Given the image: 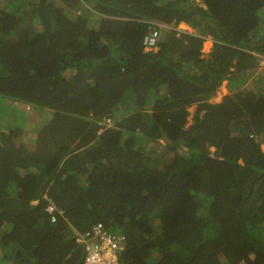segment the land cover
<instances>
[{"label": "trees", "instance_id": "1", "mask_svg": "<svg viewBox=\"0 0 264 264\" xmlns=\"http://www.w3.org/2000/svg\"><path fill=\"white\" fill-rule=\"evenodd\" d=\"M260 57L264 0H0V97L50 110L0 130V264H84L97 223L121 264H264Z\"/></svg>", "mask_w": 264, "mask_h": 264}, {"label": "built area", "instance_id": "2", "mask_svg": "<svg viewBox=\"0 0 264 264\" xmlns=\"http://www.w3.org/2000/svg\"><path fill=\"white\" fill-rule=\"evenodd\" d=\"M150 32L144 37V44L146 49H153L156 47L159 35L163 29L175 28L181 31H188V29L179 28L184 24H179L176 27L167 25L161 22L150 21ZM264 67V57L259 58V68ZM107 125L111 124V120H105ZM50 215L51 221H55L57 214H63L64 211L57 208L52 202L48 201L45 207ZM77 241L83 244L84 249V264H121L119 256L125 249V236L121 233L111 232L104 227L102 223H97L92 228L86 231L83 235L77 238ZM4 264H13L6 262Z\"/></svg>", "mask_w": 264, "mask_h": 264}, {"label": "rangeland", "instance_id": "3", "mask_svg": "<svg viewBox=\"0 0 264 264\" xmlns=\"http://www.w3.org/2000/svg\"><path fill=\"white\" fill-rule=\"evenodd\" d=\"M179 28H184V29L187 28L188 32L191 31V29L187 25L186 26L181 25V26H179ZM210 47H211V41L206 39L203 42V47H202L203 53L206 54L209 51ZM260 73H261V70L256 72L255 74L257 75ZM263 78H264V71H263ZM227 90H228L227 89V83L223 82L221 89L219 91L220 95L217 96L218 94H216L211 99V101H213V102H218L217 100L220 101L221 97L227 93ZM6 104H10V106H8L10 109H8L7 106H4ZM27 106L29 107V109L26 108ZM195 110H196L195 106L188 108L187 123L185 126L186 129L192 128L193 125L196 124V120L194 119ZM19 112L22 113L23 117L28 119L27 123L24 124L22 127L24 130V131H22L24 136L23 137L21 136V139H22V141L29 142L26 139L30 140L31 138H33L35 133L37 132V130L46 121H48V119L50 117V110L49 109H42V108L30 105V104L28 105V104L20 102V101L14 102V101L5 99L4 97H0V114H2L4 116L6 115V117H8V119H9V123L11 125L15 126L16 124H20L19 118L17 115Z\"/></svg>", "mask_w": 264, "mask_h": 264}, {"label": "crops", "instance_id": "4", "mask_svg": "<svg viewBox=\"0 0 264 264\" xmlns=\"http://www.w3.org/2000/svg\"><path fill=\"white\" fill-rule=\"evenodd\" d=\"M209 41H211L209 38H207ZM211 44H212V41H211ZM225 83H226V81H224ZM220 89H221V87H220ZM220 89L217 91V93L216 94H218L217 96H219L220 95V93H219V91H220ZM227 92H228V90H227ZM5 99H8V98H5ZM9 100V99H8ZM217 100V99H216ZM221 100V99H220ZM218 102H219V100H217ZM4 106H7V108L8 109H10L8 106H10V104H6V105H4ZM27 109H28V106L26 107ZM18 118H19V122H20V124H16L14 127H13V125H11L10 123H9V119H8V117H6V115L4 116V115H2V114H0V130H2V129H4L5 128V130L7 129V130H9V129H13V128H17V127H19V128H21V131H24L23 130V125L24 124H26L27 123V121H28V119H26L25 117H23V115H22V113H20L19 112V115H18ZM7 123V124H6ZM21 136L23 137L24 136V134H23V132L21 133V135L19 136V140L20 141H22V139H21ZM32 139V138H31ZM27 141L29 140V139H26Z\"/></svg>", "mask_w": 264, "mask_h": 264}, {"label": "water", "instance_id": "5", "mask_svg": "<svg viewBox=\"0 0 264 264\" xmlns=\"http://www.w3.org/2000/svg\"><path fill=\"white\" fill-rule=\"evenodd\" d=\"M205 110H202L200 113V117H202V115L204 114Z\"/></svg>", "mask_w": 264, "mask_h": 264}]
</instances>
